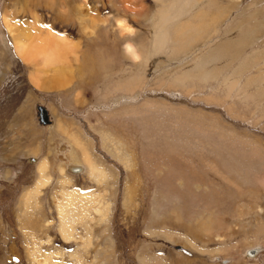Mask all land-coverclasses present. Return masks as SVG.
Returning <instances> with one entry per match:
<instances>
[{"label":"rangeland","instance_id":"1","mask_svg":"<svg viewBox=\"0 0 264 264\" xmlns=\"http://www.w3.org/2000/svg\"><path fill=\"white\" fill-rule=\"evenodd\" d=\"M204 3L217 12L203 8L198 19ZM4 17L78 45L57 87L33 83L42 64L18 55ZM251 17L260 27L249 32L237 20ZM232 26L235 34L260 31L246 52L264 48V0H0V264H36L34 248L57 264H76V256L84 264H264V103L240 100L236 90L226 96L216 81L174 77ZM166 31L160 53L156 36ZM127 43L137 57L125 53ZM180 43L182 56L169 58ZM255 54L263 58L264 49ZM38 104L50 127L39 122ZM57 117L78 133L57 130ZM72 134L102 173L88 169ZM43 159L50 181L26 211L22 197ZM72 190L85 211L66 241L56 202ZM100 199L105 216L95 211Z\"/></svg>","mask_w":264,"mask_h":264},{"label":"bare ground","instance_id":"2","mask_svg":"<svg viewBox=\"0 0 264 264\" xmlns=\"http://www.w3.org/2000/svg\"><path fill=\"white\" fill-rule=\"evenodd\" d=\"M6 17H4V20L6 21L7 27L14 39L15 49L18 55L32 64H35L36 61H40L42 64V67L38 65L37 70L33 72L34 74L33 73L31 74L33 83L36 86L43 88L57 87L56 84L59 82L60 80L59 76L61 74L60 68L64 66V64L66 63L67 55L70 53L74 54L76 52L75 50L77 49L78 45H76L74 42L68 41L67 38H65V36L57 35L54 32H52L50 29L43 28L40 25H39L40 27L37 25H32L30 28L25 29L22 28L21 25L17 24V22L10 21V19L8 20ZM119 25L123 26L121 20H119ZM123 27L125 29L127 28L126 30L128 32L131 31L129 27L127 26H123ZM125 53L133 58L138 56L135 47L131 43H127L125 45ZM53 69L57 73L55 71L53 72ZM46 70L47 71L51 70V74H47ZM49 119L51 120L49 124H45L44 126V124L41 123V125L43 127H50L52 125L53 121L51 119L50 112H49ZM60 128L63 131H65V133H68V130L65 129L63 126L60 125ZM74 135L73 134L71 135L72 141L75 142L76 146L78 145L79 148L81 149L82 158L88 164L87 166L88 169L92 173H96V172L102 173V171L99 169L97 164L91 158V155L87 152V149L85 148L84 144L81 142V139L79 141V138L75 137ZM104 135L105 134L103 133V137L105 139L106 137ZM47 168H48V163L45 159L41 160L38 163L37 170L39 173V178L37 180V183L33 189L26 191V193L23 194L22 197L24 201L23 202L24 209H26V211L32 206L33 199L37 196L39 189H41V187H43L46 183L50 181V178L48 177L46 171ZM72 169L80 170V166L77 167L74 164L72 166ZM95 175L98 177L101 176V174H95ZM65 183L66 182H64V184ZM74 191L75 190L70 191L73 192V193H69L70 198L65 200L63 199V196H61V198L56 202L59 221H60L58 232L61 235V237L66 241L70 240L72 237L75 236V233L73 232L74 225L75 223H77L82 219V214L85 211L84 206L78 209L74 205L75 204L74 199L77 195L76 192ZM101 199L99 200V204L98 206H96L95 211L99 216H105L106 206L101 201ZM94 201L96 202L97 200ZM30 220L32 221V219ZM84 242L86 243L84 246H88V244L90 243L89 238L84 240ZM32 256H33L32 258L33 263L36 264L56 263L51 256L40 253L38 251V248H34V250L32 251ZM76 257H77L76 264H84L81 257L78 256Z\"/></svg>","mask_w":264,"mask_h":264},{"label":"crops","instance_id":"3","mask_svg":"<svg viewBox=\"0 0 264 264\" xmlns=\"http://www.w3.org/2000/svg\"><path fill=\"white\" fill-rule=\"evenodd\" d=\"M200 6L202 8H200L196 12V13L198 12L200 13V15L198 16V19L204 18L205 16V13L203 12L204 11L203 8H205L208 12H211L213 14L217 12L216 4H206V5L205 3L204 5L198 4V7ZM182 13H189V16H190L192 13V10L191 12L190 10H186ZM246 19L247 18L245 19L239 18L237 21L238 23L246 22V23L251 24L252 28L249 30V32L251 30H254V27L256 28L260 27V21L254 20V17H251L250 19H247V20ZM191 21L192 20H189L188 22L184 23V25H186V28L189 22ZM212 22H215V20ZM243 25L244 24H242L241 26L243 27ZM195 28L196 30L198 29L194 25L192 30H194ZM232 28L233 26L224 30V35L222 34L224 36L222 41L219 43L218 46H212L211 47L212 50L209 51V54L202 53L200 57L194 59V63L192 64L194 66L193 68L194 70L191 67L190 69L184 70L181 74L180 73L175 74L174 77L182 76V80H185V81L188 79L191 80L192 78L196 77L198 79H201L202 81H212V84H215V81H216V84L218 83V86L220 85L222 88H224L226 96L231 95L236 90V94L240 100H249L253 103L255 102L264 103V57L261 59L259 58L257 61H255V58L257 57L255 52H260L264 48L256 47L250 50L249 52H246V49L249 46L252 47V44L254 43V41H257L259 39V36H256V35L253 36V34L260 35V31L257 30L255 32H252L253 33L252 36H249L245 34L247 32L243 33L241 27H239L240 30L237 34H235V31H233ZM187 30L188 28L182 29L180 30V32H186ZM212 31L215 32L214 29H212L211 32ZM167 32L168 31L164 32V34L156 36L157 40H160V51H161L160 53L166 52L165 44H166V40L168 39ZM156 45L157 44H154V47H156ZM185 50H186V47L184 46V44L180 43L178 47L173 49V52H171L169 58H179V56H182V53ZM165 57H167V55ZM164 60H166V58H163V61ZM256 62L260 63V66H258L260 67V70L257 71L258 73L260 72V79L253 80V78H255V75H257L258 73L250 74L246 76L244 81L239 85L240 83L239 80L242 74H245L250 69V67ZM176 82H177L176 85H185L186 83V82L182 83L181 78ZM78 97L76 95L77 100H79ZM260 112H261L260 116H263L264 107L260 108ZM55 124H56L57 130L60 125L66 126V127L69 126V123L66 120H63L62 117H57V119L55 120ZM69 128H70V131L78 133V131L73 130V128H71L70 126ZM88 193L92 194V196L99 194V193H94V192H88ZM90 231L89 233L91 235ZM91 245H92V242H91ZM55 252H60L61 254V250L55 251ZM57 261L63 263V261H59V260ZM84 261L87 263L93 264L92 260L86 261L84 259ZM64 264H67V263H64Z\"/></svg>","mask_w":264,"mask_h":264},{"label":"water","instance_id":"4","mask_svg":"<svg viewBox=\"0 0 264 264\" xmlns=\"http://www.w3.org/2000/svg\"><path fill=\"white\" fill-rule=\"evenodd\" d=\"M37 116L39 122L42 124H49L51 122L48 109L42 104L37 105Z\"/></svg>","mask_w":264,"mask_h":264}]
</instances>
